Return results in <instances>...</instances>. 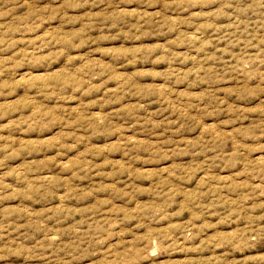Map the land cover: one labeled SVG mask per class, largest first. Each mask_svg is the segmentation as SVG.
<instances>
[{
    "label": "rangeland",
    "instance_id": "374dc122",
    "mask_svg": "<svg viewBox=\"0 0 264 264\" xmlns=\"http://www.w3.org/2000/svg\"><path fill=\"white\" fill-rule=\"evenodd\" d=\"M0 264H264V0H0Z\"/></svg>",
    "mask_w": 264,
    "mask_h": 264
}]
</instances>
